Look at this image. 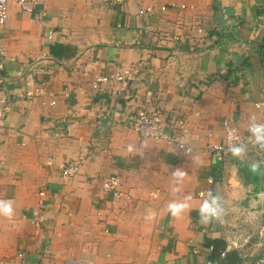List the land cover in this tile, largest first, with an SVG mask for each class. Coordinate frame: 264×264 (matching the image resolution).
Here are the masks:
<instances>
[{
	"label": "crops",
	"instance_id": "obj_1",
	"mask_svg": "<svg viewBox=\"0 0 264 264\" xmlns=\"http://www.w3.org/2000/svg\"><path fill=\"white\" fill-rule=\"evenodd\" d=\"M149 5L153 13H138ZM263 43L264 0H38L34 14L10 4L0 25V206L9 212L0 207V264H248L197 195L211 191L219 215L250 185L264 202V185L245 183L237 163L263 176L264 145L234 147L238 156L229 148L222 160L207 149L223 143L224 119L240 133L264 123L255 106ZM131 66L126 85L91 87ZM142 106L161 112L173 141L137 135L129 118ZM79 155V173L63 176L59 163ZM111 175L119 198L102 190Z\"/></svg>",
	"mask_w": 264,
	"mask_h": 264
},
{
	"label": "built area",
	"instance_id": "obj_2",
	"mask_svg": "<svg viewBox=\"0 0 264 264\" xmlns=\"http://www.w3.org/2000/svg\"><path fill=\"white\" fill-rule=\"evenodd\" d=\"M38 0H0V25H2L9 12L10 4H15L17 7L24 12L29 14H34L35 5ZM123 1V0H115ZM160 10H167V6L162 5L159 7ZM153 6H146L139 9V14L143 13H153ZM52 31H49L47 37L50 38ZM2 56L0 55V68L3 66ZM138 69L135 67H127L120 69L114 73L111 77L109 75H98L95 76L91 81V87L93 89H98L103 83L110 80L118 81L123 84H127L129 81L134 80L135 74ZM38 94H42V91H38ZM32 96V93L26 92V97ZM7 104V100L0 96V109ZM45 104V102H42ZM55 101L51 100L49 105H54ZM256 107H264V100L255 104ZM131 127L135 130L137 135L141 138H149L154 140L165 139L168 142L173 141L175 138L168 134L165 130L164 123L162 121L161 112L158 109H149L146 106H142L135 111V114L129 118ZM259 127L260 131L255 132L252 129ZM259 137V139H258ZM264 145V123H258L253 125L248 132L240 133L237 127L233 124L230 119L223 120V143L218 145L210 144L207 149L211 152H216V157L218 160H222L223 154L229 148L239 147H262ZM178 146L183 149L186 153L190 152V148L184 145V143L179 142ZM84 161V156L79 155L78 157L71 159L70 161L59 163V168L63 176H74L79 173L80 167ZM0 173H1V163H0ZM102 190L110 194L114 198H119L123 196V191L121 190L120 179L117 176H102L100 178ZM207 181L213 183V177L208 176ZM43 195V192H40ZM201 201V210L206 211L212 218H216L219 215L218 206L214 201V196L209 190H199L197 195ZM211 209L212 211L205 210Z\"/></svg>",
	"mask_w": 264,
	"mask_h": 264
},
{
	"label": "rangeland",
	"instance_id": "obj_3",
	"mask_svg": "<svg viewBox=\"0 0 264 264\" xmlns=\"http://www.w3.org/2000/svg\"><path fill=\"white\" fill-rule=\"evenodd\" d=\"M260 183L264 185V179L261 178ZM257 184L260 185L259 182ZM250 187L249 191L246 189L243 193L245 198L241 204H233L234 208L229 206L226 215L216 218L223 219L229 232L226 238L243 251L248 264H264V202L253 199L257 193L253 192L252 185Z\"/></svg>",
	"mask_w": 264,
	"mask_h": 264
},
{
	"label": "trees",
	"instance_id": "obj_4",
	"mask_svg": "<svg viewBox=\"0 0 264 264\" xmlns=\"http://www.w3.org/2000/svg\"><path fill=\"white\" fill-rule=\"evenodd\" d=\"M238 166H239V173L241 174V178L245 183H254L256 185H258L257 183L262 179H264V175H260L259 174V167L257 166L256 171H253L251 166L253 164L247 163L245 161H238ZM207 244H211L213 247V250H217L216 248H218L219 250H222L223 248V244L222 246L218 245V240L217 239H213V240H207ZM221 247V248H220ZM233 259L236 260V257H233Z\"/></svg>",
	"mask_w": 264,
	"mask_h": 264
},
{
	"label": "clouds",
	"instance_id": "obj_5",
	"mask_svg": "<svg viewBox=\"0 0 264 264\" xmlns=\"http://www.w3.org/2000/svg\"><path fill=\"white\" fill-rule=\"evenodd\" d=\"M252 130L255 131V132H259V131H260V128H259V127H256V128H253ZM258 139H259V137H258ZM240 151H241V150L238 149V148H233V149H232L233 155H237V156H238L239 153H240ZM251 168H252L253 171H256L257 166H256V165H252ZM0 207L3 208V211H4L5 213H9V212L7 211V208H6L4 205H2V206H0ZM205 210H207V211H212L211 209H207V207H206Z\"/></svg>",
	"mask_w": 264,
	"mask_h": 264
},
{
	"label": "water",
	"instance_id": "obj_6",
	"mask_svg": "<svg viewBox=\"0 0 264 264\" xmlns=\"http://www.w3.org/2000/svg\"><path fill=\"white\" fill-rule=\"evenodd\" d=\"M261 57H262V65H263V68H264V43H263V47H262Z\"/></svg>",
	"mask_w": 264,
	"mask_h": 264
}]
</instances>
